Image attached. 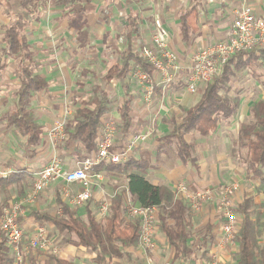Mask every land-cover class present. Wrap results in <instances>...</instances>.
Listing matches in <instances>:
<instances>
[{
	"label": "crops",
	"instance_id": "obj_1",
	"mask_svg": "<svg viewBox=\"0 0 264 264\" xmlns=\"http://www.w3.org/2000/svg\"><path fill=\"white\" fill-rule=\"evenodd\" d=\"M247 3L256 16L264 18V0H247ZM241 4L242 0H0L1 48L6 29L21 23L17 32L27 43L24 65L42 74L47 82L46 88L35 93L30 103L34 119L42 129L41 142L37 147H28L25 140L6 125L5 117L14 108L20 81L17 78L19 60L5 59V70L9 71L11 79L0 80V170H10L11 174L20 172V179L9 186H0V214L10 203L23 199L31 191L36 173L46 166L53 154L59 156L65 170L75 168L79 161L95 154L86 151L80 143L68 150L53 149L46 133L56 120L63 117L66 109L71 112L70 121L77 108L89 103L96 88L108 93L111 101L110 110L101 118L100 129L109 119L118 125V109L124 100L129 101L130 130L124 138L118 132L115 149L131 136L149 134L145 142L132 150L130 158L146 163L145 168L136 173L153 185L168 187L172 193L173 187L181 182L188 184L193 191H214L213 201L218 206V190L235 173L228 172L232 164H227L223 155L226 151L230 153L232 142L238 140L233 127H228L231 120L221 122L217 131L206 138L199 137L193 141L194 136H185L186 142L194 145L190 162H183L177 152L170 157L174 146L160 149L158 144L171 131L172 122L178 121L176 119L183 109L193 107L198 101L192 97L196 93H188L184 84L185 69L191 55L199 48L228 36ZM156 23L165 31L169 47L177 55L184 71L180 79L166 88L155 85L152 104L146 106L137 81L134 78L135 81L130 80L133 77L131 73L109 82H106L105 74L111 68L123 66L124 52L129 45L132 50L152 47ZM131 27L135 32L130 36ZM184 36H187V41L183 40ZM150 76L156 84L157 75L152 71ZM200 90L201 86L197 93ZM262 98L264 94L258 99ZM246 99L244 101L240 97L238 113L245 106L244 114H248L252 102ZM97 174L100 175L99 180L94 175L92 177L91 199L80 208L72 207L64 196L67 190L72 194L80 190L78 184H66L60 180L49 184L31 204L24 207L19 219L23 233L32 236L37 227H44L56 249L55 255L74 264H92L94 253L79 245L74 235L58 232L46 222L36 220L35 214L62 215L56 202L58 194L70 208H75L80 217L88 209L99 219L100 204L108 202L110 205L112 197L122 191L125 202L129 198L135 204L126 191L123 175L109 170ZM24 175L26 180H23ZM250 177L248 175L251 184H255L252 187L239 185L234 194L238 226L236 207L244 198L254 195L256 181ZM0 180L6 181L7 178ZM262 200V195L254 197L256 204ZM215 205L205 204L196 211L189 207V253L185 257H176L175 249L156 229L153 250L144 253L138 244L133 249H125V257L112 259L107 264H211L213 259L219 264H237L236 242L235 245L221 243L222 218ZM30 251L33 250L27 252L24 264L28 263Z\"/></svg>",
	"mask_w": 264,
	"mask_h": 264
},
{
	"label": "trees",
	"instance_id": "obj_2",
	"mask_svg": "<svg viewBox=\"0 0 264 264\" xmlns=\"http://www.w3.org/2000/svg\"><path fill=\"white\" fill-rule=\"evenodd\" d=\"M21 25L17 23L6 29L4 45L0 50V75L6 68V58L19 60L17 78L20 84L15 93L14 108L5 118L7 127L13 128L14 134L23 138L26 146L37 147L41 142L42 129L34 119L30 103L35 93L46 88L47 82L42 74L33 72L24 65L27 43L17 32V28ZM132 28L129 31L130 36L135 32ZM182 31L186 34L185 30ZM187 39V36L183 37L184 41ZM253 51L236 55L223 66L221 72L211 82L202 88L196 104L189 109H183V115L177 122L172 123L171 131L160 139L158 144L160 149L174 146L179 158L185 163L190 162L194 145L193 142H186L185 136L198 134L206 138L217 131L221 122L237 116L241 100L239 94L232 92L230 81L234 73L243 72L256 60ZM139 52L140 47L132 50L129 45L124 52L123 66L109 69L105 74L106 82L120 79L128 73L133 74L135 70L150 75L152 69L139 56ZM261 53L264 54V49ZM261 85L264 94V81ZM110 103L108 93L94 89L89 103L77 108L71 120L67 121L65 139L56 147L60 150H68L70 146L80 143L86 151L96 152L101 118L110 110ZM128 104L129 101L126 99L118 109L119 123L116 127L123 138L130 130L131 117ZM248 113L252 121L239 126L238 141L241 147L247 150L249 163L247 173L256 181V186L254 195L244 198L236 207L239 224L235 235L238 248L236 261L237 264H264V98L251 104ZM145 166L144 161L129 158L122 164L95 166L92 174L109 170L123 175L126 180V191L131 195L135 205L157 209L156 229L163 233L168 243L175 249L176 257H185L189 253L187 247L190 226L189 205L185 200L177 198L168 187L153 185L144 176L136 173ZM18 174L20 172L10 174L6 181L0 180V186L5 187L15 183L20 179ZM23 180H26L25 175ZM257 195H262L263 198L259 204L254 202V197ZM56 198L62 215L35 214V219L46 222L58 232L74 235L79 245L94 253L92 264H107L112 259L123 258L126 256L125 249L138 246L140 223L137 218H128L127 201L125 202L123 191L112 197L107 214L100 216L99 219L88 209L85 210V215L80 217L75 208H70L62 200L60 194ZM28 238L29 236L23 233V245L27 244ZM33 251H30L27 257V264H74L55 254ZM0 264H13L12 254L1 231Z\"/></svg>",
	"mask_w": 264,
	"mask_h": 264
},
{
	"label": "built area",
	"instance_id": "obj_3",
	"mask_svg": "<svg viewBox=\"0 0 264 264\" xmlns=\"http://www.w3.org/2000/svg\"><path fill=\"white\" fill-rule=\"evenodd\" d=\"M154 29L152 47L140 49L139 56L149 64L157 75L158 82L155 84L152 77L141 70H135L132 74L137 81L146 106L151 104L155 85L166 88L182 76L181 73L184 71L177 55L169 47L165 31L157 23ZM263 47L264 18L256 16L247 0H242L228 36L222 41L199 48L191 55L189 65L185 69L186 91L190 94L197 93L199 86L203 88L211 82L221 72L223 66L236 55ZM70 113L69 109H66L63 117L56 120L46 133L47 141L53 149L65 139V125ZM117 134L118 129L115 122L111 119L106 120L100 129L95 154L79 161L71 170H65L62 160L56 153L53 154L46 166L36 173L31 191L23 199L12 202L3 209L0 231L5 235L7 246L13 257V264H24L25 256L29 250L56 253L48 232L41 226L35 229L32 236L28 238L27 244H22L23 231L19 219L24 212V206L31 204L40 192L58 180L66 184H78L80 190L74 194L67 190L64 192V196L72 207L84 206L91 199L93 175L98 180L100 178V175L92 174L93 167L100 164L125 163L130 158L134 147L145 142L148 138L146 133L137 134L131 136L120 148L115 149L114 141ZM10 174V170H0L1 179H6ZM176 190L175 196L185 200L193 211L198 210L214 198L211 190L193 191L184 182L178 183ZM221 190L217 207L222 218L221 243L222 245H235L237 217L234 212V194L237 191V185L232 183ZM108 207V202L100 204L99 214L101 217L107 214ZM156 214L155 207H140L129 198L127 199L128 218H137L140 223L139 247L144 253H148L154 248ZM211 264H219V261L213 259Z\"/></svg>",
	"mask_w": 264,
	"mask_h": 264
},
{
	"label": "rangeland",
	"instance_id": "obj_4",
	"mask_svg": "<svg viewBox=\"0 0 264 264\" xmlns=\"http://www.w3.org/2000/svg\"><path fill=\"white\" fill-rule=\"evenodd\" d=\"M154 30H153V33H154ZM1 39L2 38H0V40ZM168 41H169V39H168ZM1 46H2V44H0V49H1ZM262 49H264V47L255 49L253 51V57H256V60L254 62L252 61L253 63L250 66L246 67L243 72L239 71L237 73H234V75H233V77H231V81H230V86L232 87L231 88L232 92L235 94H239L240 97L244 99V101L246 98H247L246 100L250 99L249 102H252V104L254 102H257L258 100H260L258 98H261V95H263L262 94L263 90H262V87L260 85V82L264 81V54L261 53ZM5 71L6 72L2 73V77L0 80L10 81L11 74L8 73L9 72L8 70H5ZM130 80L135 81L133 79V77ZM13 81H16V80H13ZM201 91L202 90H200L198 93H196V95L192 96L193 100H195L197 98L199 99ZM154 93H155V88H154ZM152 101H153V99H152ZM152 101H151V104H152ZM244 110H245V106L240 111V113L237 114V116L234 119H230L231 123L228 126V127H233V132L235 134L237 133V139H238V135H239V126L242 123L248 124V123H251V121H252L250 114L248 113L247 115H245ZM182 115H183V111L178 115V117L182 116ZM116 119H117V117H116ZM176 120H178V119H176ZM171 126H170V128H171ZM227 132H229V131H227ZM140 134H144V133H140ZM147 135L149 138V134H147ZM199 137L200 136L198 134H195L193 141H195V138L199 139ZM218 148H220V147H218ZM172 149H171V151L169 150L170 151V154H169L170 157L174 155L173 152H176L174 148H172ZM166 151H168V150L166 149ZM223 155L226 157L225 161L227 162V164H232V165H229L231 167V169H229L228 172H235V173H232V175H230L231 178L229 179V181H227V183L224 184V187H226L232 183L233 184L235 183L237 185V190L239 188V185L240 186L245 185V187H249L251 185V187H252V185H254L255 183L253 182L251 184V182L248 178L247 171H248L249 163H248L246 148H242L240 142L238 140H236V141L232 142V147H231L230 153H229V151H226V153H223ZM233 162H234V165H233ZM177 185H175V187H173V193L174 194L177 191L176 190ZM221 191H222L221 189L218 190L219 196L221 195L220 194ZM211 193L215 194L214 191H211ZM213 200H214V198L212 199V201L206 202L205 204H213V205L216 204L215 206L217 208L218 207L217 203H216V201H213ZM0 219H1V216H0ZM237 230H238V225H237ZM237 230H236V233H237Z\"/></svg>",
	"mask_w": 264,
	"mask_h": 264
}]
</instances>
